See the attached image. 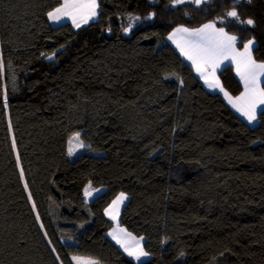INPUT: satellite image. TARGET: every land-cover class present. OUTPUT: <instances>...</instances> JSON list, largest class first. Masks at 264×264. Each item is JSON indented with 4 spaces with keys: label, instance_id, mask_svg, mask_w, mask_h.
I'll return each mask as SVG.
<instances>
[{
    "label": "trees",
    "instance_id": "obj_1",
    "mask_svg": "<svg viewBox=\"0 0 264 264\" xmlns=\"http://www.w3.org/2000/svg\"><path fill=\"white\" fill-rule=\"evenodd\" d=\"M61 2L0 0V264H136L106 236L121 192L140 264H264V110L249 127L165 41L214 22L264 62V0H98L77 29L49 24ZM76 133L92 153L67 155ZM86 185L105 191L85 202Z\"/></svg>",
    "mask_w": 264,
    "mask_h": 264
},
{
    "label": "snow or ice",
    "instance_id": "obj_2",
    "mask_svg": "<svg viewBox=\"0 0 264 264\" xmlns=\"http://www.w3.org/2000/svg\"><path fill=\"white\" fill-rule=\"evenodd\" d=\"M191 2L199 6L204 0H171L173 6L178 4H184ZM250 3L251 0H248ZM99 5L97 0H63L60 7L55 8L53 11L47 13L48 18L53 21H58L62 17H69L75 27L79 28L81 24H87L89 20L94 19L97 15V9ZM227 17L234 18L241 24L255 27L256 21L252 18L246 20H240V16L235 7L226 13ZM156 16V13H150L147 19H152ZM130 21L140 20L139 16H129ZM132 23H129L128 27L124 29L125 32L130 31ZM181 34L185 37L184 45L177 44V47L181 48V52L189 60L192 61L196 71L205 79V82L209 87H220L221 91H224L220 85V81L216 78V68L222 59L231 58L236 65L237 74L240 76L241 81L244 84V91L235 99H233L227 92H224L225 97L229 100V103L247 118L249 123L257 119V108L259 105H264V87H261V77H264V62H257L253 55V47L256 44L255 38L249 39L246 43H243V50L237 49V36L230 35L224 28H217L215 23H207L203 26L195 29L187 27H177L169 35V39H173ZM55 53L48 55L46 58L52 60ZM3 69V62L0 60V70ZM4 106L7 107V96L5 94ZM80 134L76 133L69 141H76L79 147H84L83 142L79 139ZM15 147V142H13ZM73 154V149L69 147V155ZM19 163V157H17ZM23 170L21 169V178L23 179ZM27 189V183L24 185ZM91 185L85 188V196L91 195ZM31 199V194H29ZM127 199L125 193L121 192L116 199L112 201L105 214L109 215L113 220L119 212V206ZM35 207V205H33ZM39 219V216H37ZM43 227V225H41ZM120 232L125 234V239L117 237L115 231L110 233L117 243L121 245L124 251L129 257H133L135 260L140 261L142 257H147L149 254L144 251L140 246V241L135 237H132L131 233H127L124 229H120ZM46 235V233H45ZM143 239L142 237L140 238ZM129 240L132 242L130 243ZM55 251V249H53ZM181 256L183 253L180 254ZM59 259V257H57ZM72 260L75 264H98V261L94 259H86L82 257L73 256Z\"/></svg>",
    "mask_w": 264,
    "mask_h": 264
},
{
    "label": "crops",
    "instance_id": "obj_3",
    "mask_svg": "<svg viewBox=\"0 0 264 264\" xmlns=\"http://www.w3.org/2000/svg\"><path fill=\"white\" fill-rule=\"evenodd\" d=\"M206 1V0H204ZM73 26V25H71ZM85 26V25H84ZM203 26V25H202ZM82 27V26H80ZM180 27V26H179ZM74 29H77V27H74ZM177 28V27H176ZM175 29V28H174ZM173 29V30H174ZM173 30H171L166 38H165V41L167 42V44H169L175 51L176 53L180 56V58L188 65L192 68L197 80H198V89L199 90H205L209 93H215V94H218L223 102L227 105V107L237 116L239 117L243 122H245V124H247L249 127H254L258 124V119H256L255 121L249 123V121L247 120L246 117H244L243 115H241L240 112H238L233 106L231 103H229V100L225 97L224 95V92H227L229 94V96H231L233 99H235V97L239 96L243 91H244V84L243 82L241 81L240 79V76L237 74V71H236V65L235 63L232 61L231 58H228V59H222L221 62L219 63V66L216 68V72H215V75H216V78L220 81L219 77H218V73L225 67H230L232 69V72L235 76V78L237 79V81L239 82L240 86H241V92L236 95V96H233L231 95L222 85L221 81H220V85L223 87L224 91H221L220 90V87H209V85L205 82V79L196 71V68L194 67L193 63L191 60H189L185 55L182 54L181 52V48L180 47H177V44H181V45H184V42H185V37H183L181 34H177V36L173 39H169V35L173 32ZM236 47H237V44H236ZM255 47V45H254ZM253 47V49H254ZM238 50L242 51L243 50V46L241 48H238ZM262 83H264V77H261V87H262ZM261 110H264V105H259L258 108H257V118H258V114Z\"/></svg>",
    "mask_w": 264,
    "mask_h": 264
},
{
    "label": "rangeland",
    "instance_id": "obj_4",
    "mask_svg": "<svg viewBox=\"0 0 264 264\" xmlns=\"http://www.w3.org/2000/svg\"><path fill=\"white\" fill-rule=\"evenodd\" d=\"M98 1V0H97ZM63 3V0H62V2H61V4ZM60 4V5H61ZM60 5L58 6V7H60ZM54 10V9H53ZM52 10V11H53ZM97 13H98V9H97ZM96 17H97V15H96ZM96 17L94 18V19H91V20H89V22L87 23V24H89L90 22H92V21H94L95 19H96ZM47 18H48V15H47ZM48 21H49V24L51 25V26H53V27H55V26H58V25H61V24H65V23H69V24H71V25H73V23H72V20H71V18H69V17H62L60 20H58V21H53V20H50L49 18H48ZM87 24H81V26H84V25H87ZM74 26V25H73ZM72 26V27H73ZM75 27V26H74ZM75 134H73V135H71L69 138H68V140H67V145H66V153H67V155L69 156V157H75V156H77L78 154H80V153H82V152H89V153H92L91 151H89L88 149H87V143L86 142H84V141H82L81 139H80V137H79V139H80V141L81 142H83V145H84V147H79L78 146V144H77V142L76 141H72V143L70 144L69 143V141L72 139V137L74 136ZM69 147H71L72 149H73V154L72 155H69ZM89 185H86L85 186V188L86 187H88ZM85 188H84V190H85ZM84 190H83V199H84V201L85 202H90L92 199H94L95 197H97V196H99V195H101L104 191H105V189L104 188H102V187H100V188H93V187H91L89 190H90V192H91V195H89V196H85V194H84ZM114 199H116V197L114 198ZM113 199V200H114ZM112 200V201H113ZM112 201H111V203H112ZM126 201H127V199L119 206V212H118V215L116 216V219L115 220H113L109 215H106L105 214V216L112 222V227L108 230V232L106 233V236L125 254V256H127L130 260H132L134 263H136V264H140V263H142V262H144V261H146L148 258H149V256H147V257H142L141 258V260L140 261H137V260H135L133 257H129L128 255H127V253L124 251V249L121 247V245L120 244H118L117 243V241H116V239H114L113 238V236L112 235H110V233H113L114 231H115V233H116V235H117V237H119L120 239H125V234L124 233H122V232H120V229H124V228H122V227H120L119 226V224H118V218H119V215H120V212H121V210H122V207L124 206V204L126 203ZM110 203V204H111ZM109 204V205H110ZM109 205L107 206V208L109 207ZM106 208V209H107ZM125 230V229H124ZM126 231V230H125ZM127 232V231H126ZM127 233H129V232H127ZM132 235V234H131ZM132 237H135L137 240H139L140 241V246L143 248V243H144V238L142 237V236H135V235H132ZM143 238L142 240L140 239V238ZM129 242L131 243L132 241L131 240H129Z\"/></svg>",
    "mask_w": 264,
    "mask_h": 264
}]
</instances>
